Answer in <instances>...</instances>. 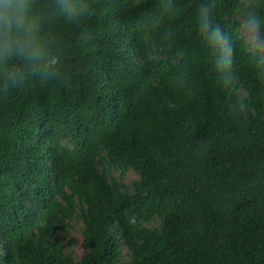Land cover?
<instances>
[{"label":"trees","instance_id":"16d2710c","mask_svg":"<svg viewBox=\"0 0 264 264\" xmlns=\"http://www.w3.org/2000/svg\"><path fill=\"white\" fill-rule=\"evenodd\" d=\"M83 3L71 23L33 0L54 76L19 59L21 82L0 76V264H264V54L242 40L238 0H213L229 87L201 0Z\"/></svg>","mask_w":264,"mask_h":264},{"label":"clouds","instance_id":"9594fccd","mask_svg":"<svg viewBox=\"0 0 264 264\" xmlns=\"http://www.w3.org/2000/svg\"><path fill=\"white\" fill-rule=\"evenodd\" d=\"M56 5L71 23L81 22L88 11L83 0H56ZM173 11L172 0H165L162 13ZM238 13L244 44L251 52L264 54V21L256 11L254 0H238ZM41 27L33 0H0V76L6 87L15 86L23 79V73L13 62L17 59L22 60L29 71L45 79L56 74L59 61L42 38ZM197 29L204 44L215 55L213 68L218 81L225 87L231 86L235 49L231 38L214 19L213 0H201ZM260 63L264 64V55H260Z\"/></svg>","mask_w":264,"mask_h":264},{"label":"rangeland","instance_id":"374dc122","mask_svg":"<svg viewBox=\"0 0 264 264\" xmlns=\"http://www.w3.org/2000/svg\"><path fill=\"white\" fill-rule=\"evenodd\" d=\"M135 177H136V174L134 173V171H131L128 174L127 179L128 181H132ZM71 224L73 226L70 227L68 236L64 237V244L67 245V248L69 251H72L73 254L77 258H80L84 256L87 252L84 246V239H83V234H82V224L81 222L76 221V220H73ZM68 241H71L72 244L69 245Z\"/></svg>","mask_w":264,"mask_h":264}]
</instances>
